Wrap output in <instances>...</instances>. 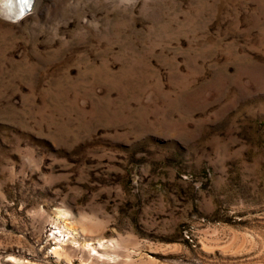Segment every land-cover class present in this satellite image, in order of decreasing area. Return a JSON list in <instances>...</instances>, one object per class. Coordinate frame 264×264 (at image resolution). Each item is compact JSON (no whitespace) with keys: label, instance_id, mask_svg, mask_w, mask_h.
Returning a JSON list of instances; mask_svg holds the SVG:
<instances>
[{"label":"rangeland","instance_id":"obj_1","mask_svg":"<svg viewBox=\"0 0 264 264\" xmlns=\"http://www.w3.org/2000/svg\"><path fill=\"white\" fill-rule=\"evenodd\" d=\"M0 264H264V0L0 15Z\"/></svg>","mask_w":264,"mask_h":264},{"label":"bare ground","instance_id":"obj_2","mask_svg":"<svg viewBox=\"0 0 264 264\" xmlns=\"http://www.w3.org/2000/svg\"><path fill=\"white\" fill-rule=\"evenodd\" d=\"M24 0H0V15L12 21L20 20L25 14Z\"/></svg>","mask_w":264,"mask_h":264},{"label":"water","instance_id":"obj_3","mask_svg":"<svg viewBox=\"0 0 264 264\" xmlns=\"http://www.w3.org/2000/svg\"><path fill=\"white\" fill-rule=\"evenodd\" d=\"M33 3L34 0H29L28 3L25 2V0L23 1V9H24V14H26L28 11L31 10V8L33 7Z\"/></svg>","mask_w":264,"mask_h":264},{"label":"snow or ice","instance_id":"obj_4","mask_svg":"<svg viewBox=\"0 0 264 264\" xmlns=\"http://www.w3.org/2000/svg\"><path fill=\"white\" fill-rule=\"evenodd\" d=\"M25 2H26V3H28V2H29V0H25Z\"/></svg>","mask_w":264,"mask_h":264}]
</instances>
